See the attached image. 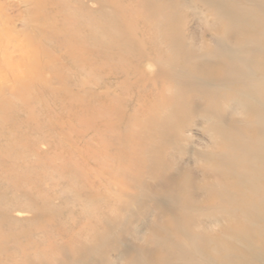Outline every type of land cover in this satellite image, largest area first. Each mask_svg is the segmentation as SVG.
I'll use <instances>...</instances> for the list:
<instances>
[{
	"label": "rangeland",
	"instance_id": "374dc122",
	"mask_svg": "<svg viewBox=\"0 0 264 264\" xmlns=\"http://www.w3.org/2000/svg\"><path fill=\"white\" fill-rule=\"evenodd\" d=\"M236 1L0 0V264H78L121 192L147 214L157 202L192 214L187 181L202 193L221 154L243 166L255 109L232 111L241 90L222 80L223 46H245L224 35ZM168 101L186 110L170 126ZM130 168L147 169L144 187ZM216 194L197 200L207 216Z\"/></svg>",
	"mask_w": 264,
	"mask_h": 264
},
{
	"label": "bare ground",
	"instance_id": "6f19581e",
	"mask_svg": "<svg viewBox=\"0 0 264 264\" xmlns=\"http://www.w3.org/2000/svg\"><path fill=\"white\" fill-rule=\"evenodd\" d=\"M238 1L235 2L234 11L223 15L230 20L224 35L230 44L238 43L234 38L240 36L238 38L243 39L245 46H223V52L229 56L230 64L228 73L222 76V80L227 78L235 81L241 90L240 96L231 104L232 111H243L247 107L255 109L252 121L247 123L248 127L257 129L254 144L236 147L242 154H236L235 158L240 159L243 166L229 170L231 163L226 161L229 157L221 154L223 168L208 170L203 174L202 182H208L203 185L208 187L200 189L201 195L197 190H192L194 180L187 181L192 185L189 199L196 208L192 214L185 212L186 214L180 215L159 202L152 207V213L147 214L148 211H140L130 203L133 195L121 192L119 196L124 199L121 200L124 203L118 207L117 215L102 231L96 229L93 232L91 243L77 251L73 262L264 264V0ZM246 26L255 29L247 31ZM250 31L252 35L247 36ZM247 53L248 59L242 57ZM204 68L200 66V69ZM168 103L170 114L162 119L170 126L172 120H179L178 113L182 116L186 110L182 107L174 112L176 104L173 101ZM197 106L199 105L195 103L194 107ZM223 111L225 122L228 110ZM209 121L210 119L203 120L206 123ZM237 132L241 133L242 129L239 128ZM229 149L232 148L228 147L226 150L229 152ZM177 168L181 169L177 170V176L180 177L186 169L183 170L180 162L177 163ZM141 171L146 173L147 169L128 173V179L138 187H144L143 183L139 185L141 177L137 176L142 174ZM150 189L148 197L153 196L152 188ZM153 190L156 194L157 191L154 188ZM209 192L217 193L219 197L217 207H214V212L217 213L215 216H207L204 208L196 204L198 198L207 196ZM163 195L166 196V193L161 191L157 198L163 200ZM225 224H229V228L222 230ZM67 259L63 257L56 264H71ZM24 264L47 263L25 260Z\"/></svg>",
	"mask_w": 264,
	"mask_h": 264
}]
</instances>
